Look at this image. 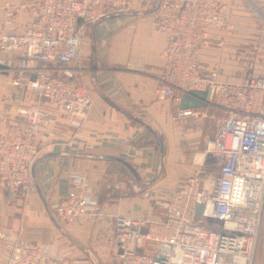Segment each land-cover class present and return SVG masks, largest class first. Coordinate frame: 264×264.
<instances>
[{
    "label": "built area",
    "instance_id": "1",
    "mask_svg": "<svg viewBox=\"0 0 264 264\" xmlns=\"http://www.w3.org/2000/svg\"><path fill=\"white\" fill-rule=\"evenodd\" d=\"M140 1L21 0L4 5L0 48L24 52L22 78L14 82L25 81L35 96V103L17 107L14 118L0 116V186L13 197L28 196L33 164L51 149V142L38 141L48 106L75 117L77 124L88 116L93 100L79 72L86 68L70 65L78 58L83 36L92 24ZM154 24L167 36L157 95L179 99L191 88L206 89L210 104L223 110L206 143L219 169L208 182L200 172L181 180L167 200L164 218L116 215L121 262L255 264L264 224V72L246 81H226L218 70L200 68L202 46L227 24L219 0H160ZM197 113L193 108L177 110L178 116ZM95 204L74 187L52 208L58 220L81 222ZM149 242L155 243L153 250L147 248ZM4 264L71 262L47 245L16 241Z\"/></svg>",
    "mask_w": 264,
    "mask_h": 264
},
{
    "label": "crops",
    "instance_id": "2",
    "mask_svg": "<svg viewBox=\"0 0 264 264\" xmlns=\"http://www.w3.org/2000/svg\"><path fill=\"white\" fill-rule=\"evenodd\" d=\"M19 1L0 0V31L4 5ZM219 1L227 24L215 29L202 46L200 68L218 70L222 80L246 81L253 73L263 72L258 68L264 67V58H259L264 55V27L256 22L246 0ZM253 1L264 13V0ZM21 20L27 23L28 16L23 14ZM166 42V34L154 24V11L136 5L89 27L78 58L70 64L86 68L79 72L93 100L88 116L77 124L75 117L48 106L38 141L51 142V149L44 152L121 157L131 162L147 183H140L128 166L115 158L40 156L26 198H15L0 186V264L6 262L16 241L47 245L71 264H122L116 215L164 218L167 200L181 180L200 172L208 182L218 172L206 143L219 126L215 116L222 109L210 104L193 108L198 112L194 117L178 116L180 98L157 95ZM0 62L8 65L0 67V116L14 118L18 106L35 103L27 83L14 82L22 78L24 52L0 48ZM249 66L254 67L252 75L246 70ZM176 95L180 93L176 91ZM261 95L264 98V93ZM160 164V173L153 180ZM74 187L98 206L81 222L58 220L61 228L52 216V206ZM153 245L149 242L147 248ZM255 264H264V224Z\"/></svg>",
    "mask_w": 264,
    "mask_h": 264
},
{
    "label": "water",
    "instance_id": "3",
    "mask_svg": "<svg viewBox=\"0 0 264 264\" xmlns=\"http://www.w3.org/2000/svg\"><path fill=\"white\" fill-rule=\"evenodd\" d=\"M159 3H160V0L155 1V5H154L153 10H155L158 7ZM80 20H81V18H80ZM0 67L5 68V67H8V65L6 63L0 62ZM32 78L33 79L36 78V73L32 74ZM207 95H208V90H206V89L191 88V89L181 93L179 106H180V108H197V107L208 106L210 104V102L207 100ZM56 154H69V155L90 156V157L115 158V159H118L119 161L125 163L128 166V168L130 169V171L134 174L135 178L140 183H147L146 181H144L141 178L138 170L136 169V167L131 162L124 160L123 158L118 157V156L53 150V151H48V152H44V153L40 154L38 156V158L42 155H56ZM35 162H34V164H35ZM34 164L32 167L33 176H34ZM161 166H162V164L159 165L158 172H157V174L153 180H155L157 178V176L159 175L160 170H161ZM201 206H202V203H199L198 209H197V214L201 211ZM52 216H53L54 220L57 222V224L61 228H63L62 225L59 223L57 217L55 215H53V212H52ZM96 264H97V262H96Z\"/></svg>",
    "mask_w": 264,
    "mask_h": 264
},
{
    "label": "rangeland",
    "instance_id": "4",
    "mask_svg": "<svg viewBox=\"0 0 264 264\" xmlns=\"http://www.w3.org/2000/svg\"><path fill=\"white\" fill-rule=\"evenodd\" d=\"M246 2L248 3L247 4V6H249L248 8L253 12V14H254V16L256 17V22H258V23H261V25H262V27H264V13L261 11V9L257 6V4L253 1V0H246ZM154 5H155V0H142V1H140L138 4H136V6H139L140 8H142V9H145L146 11L147 10H150V11H154L153 10V8H154ZM259 26V25H258ZM260 27V26H259ZM255 31V33H258V31H256V30H254ZM253 32V31H252ZM264 47V46H263ZM253 49H254V47H252V50L250 51V52H252V54H254L253 53ZM263 52H264V49L262 50ZM262 51H261V53H262ZM263 54V53H262ZM253 56V55H252ZM253 58V57H252ZM259 58L261 59V58H264V55H262V57H260L259 56ZM264 65V64H263ZM262 68V67H261ZM253 69H254V67L253 66H249V67H247V71L248 70H250L249 72H248V74L249 75H252V73H253ZM259 70H262L263 72H264V67L262 68V69H260V68H258ZM256 72V71H255ZM263 72H261V73H263ZM261 73H253L254 75L256 74H261ZM222 80V79H221ZM210 105V104H209ZM219 108H221V107H219ZM222 109V108H221ZM220 115H223V110H222V112H221V114H218V115H216L215 116V120L218 122V124H219V120H218V117L220 116ZM217 128V127H216ZM155 248V243H154V245L153 246H151V248L150 249H154Z\"/></svg>",
    "mask_w": 264,
    "mask_h": 264
},
{
    "label": "trees",
    "instance_id": "5",
    "mask_svg": "<svg viewBox=\"0 0 264 264\" xmlns=\"http://www.w3.org/2000/svg\"><path fill=\"white\" fill-rule=\"evenodd\" d=\"M156 1V0H155Z\"/></svg>",
    "mask_w": 264,
    "mask_h": 264
}]
</instances>
